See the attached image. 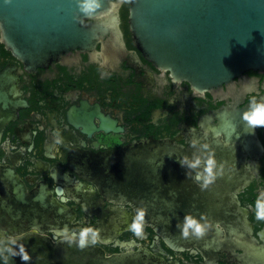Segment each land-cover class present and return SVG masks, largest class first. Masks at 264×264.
<instances>
[{"label": "flooded vegetation", "instance_id": "flooded-vegetation-1", "mask_svg": "<svg viewBox=\"0 0 264 264\" xmlns=\"http://www.w3.org/2000/svg\"><path fill=\"white\" fill-rule=\"evenodd\" d=\"M111 1L119 4L120 33L103 36L94 50L72 49L29 69L0 41V69L16 66L24 101L2 130L0 174L13 171L36 224L14 236L33 233L58 240L57 231L65 226L77 234L91 226L99 229L93 246L105 256L129 254L126 264H260L253 245L264 248V220L255 218L257 199L264 193L261 126L255 130L262 150L244 155L239 174L248 181L236 192L250 227L249 244L229 234L233 220L228 213L202 211L212 210L213 204L185 203L192 216L199 220L205 214L213 227L201 239L191 236L184 242L165 236L137 197L111 194L148 189L143 186V160L154 152L164 160L166 147L177 149L171 155L176 163L184 156L201 160L195 168L177 164L175 179L168 181L179 184L182 177L202 172L208 126L215 125L223 111L264 102V71L245 70L218 88L197 91L156 66L136 45L129 22L132 0ZM122 176L124 188L118 186ZM134 223L141 224L139 235Z\"/></svg>", "mask_w": 264, "mask_h": 264}, {"label": "water", "instance_id": "water-1", "mask_svg": "<svg viewBox=\"0 0 264 264\" xmlns=\"http://www.w3.org/2000/svg\"><path fill=\"white\" fill-rule=\"evenodd\" d=\"M97 2L99 7L84 12L80 0H0V41L29 69L46 65L72 49L94 50L103 36L120 33L119 4L111 0ZM95 18L99 20L93 21ZM129 22L135 43L145 57L197 91L218 88L245 70L264 71V0H132ZM22 105L18 71L7 64L0 69V137ZM249 108L223 111L218 122L208 126L206 154H214L217 167L223 165V174L207 189L202 191L191 175L179 179V184L168 181L174 177L175 166L181 164L171 157L177 149L166 147L164 160L158 159L155 152L143 160V186L148 189L109 193L137 197L145 205L147 217L165 236L184 242L191 235L183 238L177 224L192 211L185 203L213 204L212 210L202 211L228 213L233 220L228 225L229 234L237 242L249 244L250 227L236 195L248 181L239 174L244 155L262 150L255 127L241 118ZM262 133L264 137V127ZM233 141L239 148L227 147ZM162 179L165 190L161 189ZM118 182L119 187H125L124 176ZM29 202L13 171L1 173L0 249L14 247L10 240L15 239L30 257L28 261L18 255L10 257L8 264H126L130 258L129 254L105 256L93 245L80 250L75 244L69 246L61 239L33 233L14 236L25 227H36ZM25 221L28 223L20 226ZM253 249L255 259L264 264L263 246L253 245Z\"/></svg>", "mask_w": 264, "mask_h": 264}, {"label": "clouds", "instance_id": "clouds-1", "mask_svg": "<svg viewBox=\"0 0 264 264\" xmlns=\"http://www.w3.org/2000/svg\"><path fill=\"white\" fill-rule=\"evenodd\" d=\"M81 10L84 12H91L99 7L97 0H80ZM241 118L252 128L254 127H264V102L253 101L250 104L249 111L242 113ZM207 130H205V135ZM193 144L199 143L196 140L192 141ZM207 147V145H204ZM201 163L199 157L195 160H189L186 156L181 157L180 164L181 166H187L190 168H195ZM223 165L219 168L217 167V161L213 153H209L207 160L205 161V167L202 172H197L193 179L199 184L201 190L207 189L210 185L214 184L217 176L222 175ZM187 174V173H186ZM235 196V193H233ZM256 216L257 220H264V193H261L256 202ZM144 211L139 212L138 219L143 220ZM133 230L137 235L141 233V224L134 223L132 225ZM177 227L181 229V235L183 238H188L190 235L194 236L196 239H201L212 227V223L206 219L205 214H201V219H197L192 216L190 213H186L182 222L177 224ZM216 227L219 229V225ZM222 231V229H221ZM57 236L61 237V241L67 242L69 246L75 244V246L83 250L89 245H94L99 239V229L93 228L91 226L81 229L77 234L75 232H69L67 226L63 229L57 231ZM11 245L5 246L3 249H0V261L2 264H8L9 258L14 256H19L21 260L28 261L30 259L25 246L23 244H17L15 239H11ZM4 253H7L4 255Z\"/></svg>", "mask_w": 264, "mask_h": 264}]
</instances>
